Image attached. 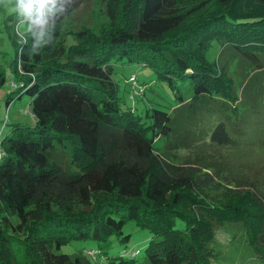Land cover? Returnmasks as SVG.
Returning <instances> with one entry per match:
<instances>
[{
  "label": "trees",
  "instance_id": "16d2710c",
  "mask_svg": "<svg viewBox=\"0 0 264 264\" xmlns=\"http://www.w3.org/2000/svg\"><path fill=\"white\" fill-rule=\"evenodd\" d=\"M87 1L47 0L25 16L17 0H0L19 82L5 103L27 94L33 118L9 124L0 141V264H216L235 240L264 263V187L163 153L155 144L172 136L174 114H136L112 79L117 62L144 65L177 109L192 100L211 108L219 96L223 122L238 133V98L217 60L227 51L250 76L264 74V0H102L111 25L55 50L60 23ZM5 81L0 66V88ZM127 222L151 235L141 256L109 253L113 237L129 242ZM88 241L95 250L61 252Z\"/></svg>",
  "mask_w": 264,
  "mask_h": 264
},
{
  "label": "rangeland",
  "instance_id": "374dc122",
  "mask_svg": "<svg viewBox=\"0 0 264 264\" xmlns=\"http://www.w3.org/2000/svg\"><path fill=\"white\" fill-rule=\"evenodd\" d=\"M0 16V66L6 71V81L0 88V141L9 132V124L21 123L33 125V118L29 109L30 97L23 93L18 99L16 96L6 106V98L14 91L15 81L10 66L14 62L15 51L8 38ZM110 21L105 12L102 0H89L76 9L59 25V37L55 41L54 49L60 46L67 47L76 42L75 35L87 30L95 35H100L110 26ZM29 29V23L22 21L18 25V32ZM219 44L212 42L211 48L206 53L209 61L216 59ZM112 79L118 87L117 95L124 106L135 109L136 114H143L152 107L163 108L174 114L172 136L158 140L156 146H163V153L177 154L184 164L197 166L216 164L220 166L217 173L234 176L236 179L255 181L264 187V74L252 71L241 60H236L227 51H223L217 60V65L231 80V84L238 98L230 104L235 106V115L231 120L238 119L240 125L238 133H234L231 126L225 121V113L221 108L219 96L212 101L211 108L198 105L194 100L186 102L177 109V101L172 91L148 67L138 64L115 63ZM135 75V84L129 81ZM248 80V81H247ZM144 87L142 95L134 94V89ZM241 90L244 91L242 94ZM14 94V93H13ZM243 102L239 103V99ZM228 104V103H227ZM228 113V112H227ZM228 122H230L228 120ZM231 123V122H230ZM6 124V125H5ZM236 128V125L234 126ZM165 139V138H163ZM173 140V142H171ZM184 147H181V144ZM166 144V146H165ZM169 146V147H168ZM64 161L67 162L66 158ZM123 232L129 234V242L123 246L113 237V247L109 250L112 254H123L139 250L138 256L143 254L144 247L148 244L151 235L147 230L140 229L132 222H127ZM225 237V236H224ZM95 250V244L88 242H72L64 245L61 252L74 253L78 250ZM95 254L94 252H91ZM18 264V263H15ZM216 264H264L260 262L251 251L239 241H226L220 248Z\"/></svg>",
  "mask_w": 264,
  "mask_h": 264
},
{
  "label": "clouds",
  "instance_id": "9594fccd",
  "mask_svg": "<svg viewBox=\"0 0 264 264\" xmlns=\"http://www.w3.org/2000/svg\"><path fill=\"white\" fill-rule=\"evenodd\" d=\"M46 2L47 0H17V8L21 15L30 16L33 8L39 12Z\"/></svg>",
  "mask_w": 264,
  "mask_h": 264
},
{
  "label": "built area",
  "instance_id": "2783aa9c",
  "mask_svg": "<svg viewBox=\"0 0 264 264\" xmlns=\"http://www.w3.org/2000/svg\"><path fill=\"white\" fill-rule=\"evenodd\" d=\"M129 81H130V82H133V84H135L136 77H135L134 74L131 75V76L129 77ZM142 91H143V88H142V87H139V90H135V89H134V94L139 95V94L142 93Z\"/></svg>",
  "mask_w": 264,
  "mask_h": 264
}]
</instances>
